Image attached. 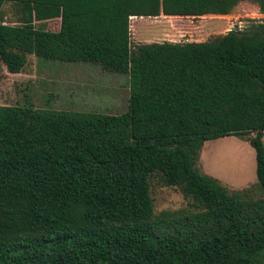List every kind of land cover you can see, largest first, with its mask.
<instances>
[{"label":"trees","instance_id":"obj_1","mask_svg":"<svg viewBox=\"0 0 264 264\" xmlns=\"http://www.w3.org/2000/svg\"><path fill=\"white\" fill-rule=\"evenodd\" d=\"M244 1L0 0V60L90 63L129 78L121 115L0 106V264H264V22L206 42L133 47L131 18L230 15ZM7 3L21 8L3 23ZM60 19L58 32L37 28ZM249 138L258 185L197 168ZM197 213L155 214L150 177ZM262 190V196L256 195Z\"/></svg>","mask_w":264,"mask_h":264},{"label":"rangeland","instance_id":"obj_2","mask_svg":"<svg viewBox=\"0 0 264 264\" xmlns=\"http://www.w3.org/2000/svg\"><path fill=\"white\" fill-rule=\"evenodd\" d=\"M243 3L247 4L237 8L232 13L235 16L229 19L168 16L134 19L131 22L132 45L206 42L238 29L239 22H244L246 26L264 22V16L259 12L256 3ZM21 15V8L16 4L7 3L2 9L3 23L6 24H19ZM36 25L37 28L58 32L61 20L55 19ZM207 26L220 28L210 31ZM129 98L128 76L106 71L97 64L44 61L29 55L22 73L10 74L0 60V106H23L29 99L38 109L121 115L127 110ZM248 139L234 136L220 142L213 156L204 157L202 160L200 158L197 168L203 172L214 167L215 170L229 175L237 186H241L245 183L246 176H250V179L253 176V172L249 173L252 167H257L254 155L248 154L245 146ZM256 169L254 186L259 183ZM150 184L156 215L164 212L200 211L193 205L192 199L185 198L179 187L166 186L161 174H153ZM255 191L257 196H262V190Z\"/></svg>","mask_w":264,"mask_h":264},{"label":"crops","instance_id":"obj_3","mask_svg":"<svg viewBox=\"0 0 264 264\" xmlns=\"http://www.w3.org/2000/svg\"><path fill=\"white\" fill-rule=\"evenodd\" d=\"M245 4H247V3H243L242 2L241 4H239V6L237 8L239 9V7H241L242 5H245ZM237 8L234 11H236ZM259 12H260V10H259ZM234 16H235L234 14L225 15V16L205 15V16H202V17H187V18H202V19H204V18H223V19H229V18H232ZM180 18H185V17H180ZM131 28H132V25H131ZM207 28H208V26H207ZM218 28H220V27L219 26H211V27L208 28V30L214 31V30H216ZM206 32H207V30H206ZM231 137H234V136H231ZM229 138L230 137L220 138L218 140H213V141L206 142L205 145H204V147H203V150H202L203 152H201V156H200L201 160L204 157H208V156L211 157V156H213L214 153H215V151H216V149H217L218 144L220 142L229 140ZM245 146H247V148H248V154L251 153V155H254V160H256V152H255V149L250 145V142L248 140L245 141ZM252 168H251L252 170L249 173L252 174V172H253V176L251 177V179H250V176H246L245 177L246 178L245 179V183L242 184L241 186H237L236 185V182L229 175L222 173L218 169L215 170L214 167H209V170H204L203 173H205L207 175H210V176L216 178L224 186H226L229 190H233V191L235 190L236 191V190H242L244 188H247V187H250V186H253L254 185V183H255L254 182L255 181L254 169L257 168V167H252ZM256 171H257V169H256ZM234 187H240V188H237L236 189Z\"/></svg>","mask_w":264,"mask_h":264},{"label":"built area","instance_id":"obj_4","mask_svg":"<svg viewBox=\"0 0 264 264\" xmlns=\"http://www.w3.org/2000/svg\"><path fill=\"white\" fill-rule=\"evenodd\" d=\"M261 15L264 16V14H262V13H261ZM136 18H137V17H132V18H131V22H132V20H134V19H136ZM263 18H264V17H263ZM238 26H239V30H244L245 28L248 27V26H246V24H245L244 22H239Z\"/></svg>","mask_w":264,"mask_h":264}]
</instances>
